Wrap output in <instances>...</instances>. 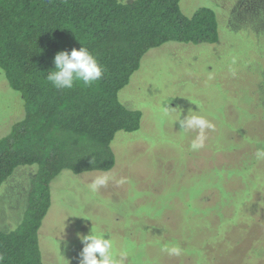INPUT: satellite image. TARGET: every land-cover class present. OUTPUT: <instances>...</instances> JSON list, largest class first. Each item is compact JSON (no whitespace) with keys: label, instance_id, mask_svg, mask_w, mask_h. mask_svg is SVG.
Returning <instances> with one entry per match:
<instances>
[{"label":"rangeland","instance_id":"rangeland-1","mask_svg":"<svg viewBox=\"0 0 264 264\" xmlns=\"http://www.w3.org/2000/svg\"><path fill=\"white\" fill-rule=\"evenodd\" d=\"M179 6L187 17L212 9L218 41L168 42L143 56L118 93L141 113L140 128L116 134L112 170L53 179L39 230L43 264H79L77 234L92 228L111 238L122 264H264V160L255 156L264 146V0ZM163 107L177 111L168 116ZM189 110L214 125L198 151L190 148L195 133L175 123ZM24 114L0 69V138ZM36 169L20 166L2 183L0 231L20 223ZM102 175L108 183L91 191ZM173 246L179 255L165 250Z\"/></svg>","mask_w":264,"mask_h":264},{"label":"trees","instance_id":"trees-1","mask_svg":"<svg viewBox=\"0 0 264 264\" xmlns=\"http://www.w3.org/2000/svg\"><path fill=\"white\" fill-rule=\"evenodd\" d=\"M179 2L0 0V69L25 108L0 138V187L16 168H37L20 223L0 231L2 264H43L39 230L51 207L53 179L64 171L112 170L116 134L140 128L141 113L121 104L118 93L143 56L168 42L218 41L215 12L201 8L187 17ZM82 46L103 66L102 78L90 87L54 89L47 75L55 55Z\"/></svg>","mask_w":264,"mask_h":264},{"label":"clouds","instance_id":"clouds-1","mask_svg":"<svg viewBox=\"0 0 264 264\" xmlns=\"http://www.w3.org/2000/svg\"><path fill=\"white\" fill-rule=\"evenodd\" d=\"M53 64L54 69L49 70L47 81L59 91L71 90L77 84L90 87L98 82L104 74L103 66L99 64L97 58L88 48L83 46L79 50L73 48L70 52H58L54 57ZM163 111L165 115L171 116L177 109L163 107ZM181 115L182 113L179 111L175 119V123L180 125V132L195 133L190 144L191 150L198 151L204 148L207 139L206 132L214 129V125L198 111L189 110L183 119ZM255 156L258 160H264V146L257 148ZM109 179L107 175L96 177L89 185L90 190L97 191L100 187L105 186ZM118 183H123V180ZM106 237L108 236L105 233L93 228L88 235L78 233L77 238L83 244L79 254V264H122L116 257L113 241ZM165 250L171 254L179 255L180 253V249L175 246ZM3 259V256H0V264Z\"/></svg>","mask_w":264,"mask_h":264}]
</instances>
